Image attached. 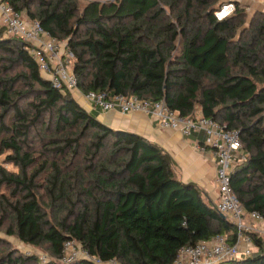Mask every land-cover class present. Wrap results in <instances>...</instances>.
<instances>
[{
	"label": "trees",
	"instance_id": "16d2710c",
	"mask_svg": "<svg viewBox=\"0 0 264 264\" xmlns=\"http://www.w3.org/2000/svg\"><path fill=\"white\" fill-rule=\"evenodd\" d=\"M2 1L64 41L82 93L163 100L181 116L237 129L246 160L232 170L230 187L246 211L264 217L263 10L244 27L248 5L239 0L222 20L214 16L219 0ZM30 45L0 31V60L9 63L0 66L21 68L13 76L0 70V154L18 169L0 165V227L9 214L7 233L46 246L54 258L48 264H62L67 239L103 263L120 264H172L182 246L220 234L235 241V225L204 190L177 178L163 148L109 127L72 92L54 87ZM43 176L46 206L38 195ZM254 241L252 256L221 264H264V242ZM33 259L10 252L1 264Z\"/></svg>",
	"mask_w": 264,
	"mask_h": 264
},
{
	"label": "built area",
	"instance_id": "2783aa9c",
	"mask_svg": "<svg viewBox=\"0 0 264 264\" xmlns=\"http://www.w3.org/2000/svg\"><path fill=\"white\" fill-rule=\"evenodd\" d=\"M234 10L235 4L229 0L215 10L214 16L217 20H222ZM0 22L8 35H17L31 44L29 54L41 74L54 87L66 88L72 94L79 93L92 109H99L101 112L114 110L122 114L140 112L154 118L160 128L175 130L185 136H203L202 142H196V148L201 153L210 150L216 160V208L235 225L236 238L230 243L227 235L220 234L208 241L182 246L172 264H221L228 260L247 258L257 252L254 238L264 242V217L256 210L246 211L230 187L232 170L246 160L237 129L227 128L224 124L201 115L181 116L163 100L152 101L122 94L107 97L104 92L94 91L82 93L71 68V53L62 52L59 41L45 32L37 20L26 18L8 2L0 0ZM81 258L103 264L78 242L67 239L63 244L60 262L73 264Z\"/></svg>",
	"mask_w": 264,
	"mask_h": 264
},
{
	"label": "crops",
	"instance_id": "0c3cea01",
	"mask_svg": "<svg viewBox=\"0 0 264 264\" xmlns=\"http://www.w3.org/2000/svg\"><path fill=\"white\" fill-rule=\"evenodd\" d=\"M239 1L264 11V0ZM74 94L79 97V101L77 100L79 104L87 111H91L92 114L95 112L97 116L94 115L102 123L112 128L137 133L159 145L171 156L174 172L178 179L183 182H193L205 192H213L216 199V160L210 150L201 153L196 148V142L203 139L202 135L185 136L175 130L160 128L154 118L140 112L129 114H122L114 110L101 112L99 109H92L79 93Z\"/></svg>",
	"mask_w": 264,
	"mask_h": 264
},
{
	"label": "rangeland",
	"instance_id": "374dc122",
	"mask_svg": "<svg viewBox=\"0 0 264 264\" xmlns=\"http://www.w3.org/2000/svg\"><path fill=\"white\" fill-rule=\"evenodd\" d=\"M221 2V4H223L224 2H227L229 0H219ZM79 2L82 5H85L87 3V0H79ZM220 3L215 4L216 7H219ZM262 11L261 8L257 9V8H253L251 7V5H248V8L246 9V22L244 23V27L248 26V21L252 18V16L255 14L256 11ZM23 15L25 16V14L23 13ZM26 17V16H25ZM0 31H1V35L2 36H9L6 32H5V27L3 26L2 22H0ZM239 35H242V30H239ZM60 46L62 47V52H67V50L64 48L65 47V43L64 41H59ZM0 58H2V55L0 54ZM0 64L8 65L9 63L6 61H2V59L0 60ZM0 70H2L3 75H11L13 76L15 73L19 72V70H21L20 67L18 66H14L13 68L9 69L8 71H3V68L0 66ZM17 88L22 89V84H17L16 85ZM73 96L76 100L79 101V97H77L74 93ZM21 104H25V100L21 101ZM94 114H96L94 112ZM199 115V114H198ZM97 116V114H96ZM32 145V144H31ZM38 148H40V151H44V146H42V144L40 146H38ZM42 158V157H41ZM80 159L77 158L76 161H78ZM38 162H41V160H38ZM0 165L4 166L7 170L12 171V172H17V167L14 166L11 163H8L6 161V153H2L0 154ZM44 176L42 177V179L39 180L38 184L40 185L38 187V195H39V199L40 201L44 204V206H46L49 203V197L46 195L45 190H46V183L43 180ZM1 193L4 194H8V191L2 190ZM206 196H208V198L211 199V201H213L214 203L216 202V199L214 198L213 192L208 193L206 192ZM79 207V206H78ZM76 207V208H78ZM54 214H57L56 212H53ZM66 213V210H63V213H61V216H63ZM3 211L0 209V217L2 216ZM58 216H60V214H57ZM12 221H11V217L9 214L5 215L2 219V226L0 227V264H1V260L3 258L6 257V255L10 252L14 253V256H18V255H22V256H34V259L26 264H48L51 260H54V258L49 254V252L47 251V247L46 246H42L40 248H35L32 246H27L25 244H22L14 235H11L9 233H7V229L10 228L12 229ZM43 257V258H42ZM103 264H120L116 261L112 262H107V263H103Z\"/></svg>",
	"mask_w": 264,
	"mask_h": 264
},
{
	"label": "water",
	"instance_id": "95a60500",
	"mask_svg": "<svg viewBox=\"0 0 264 264\" xmlns=\"http://www.w3.org/2000/svg\"><path fill=\"white\" fill-rule=\"evenodd\" d=\"M222 217H224V215L221 214ZM73 264H77V262L73 263Z\"/></svg>",
	"mask_w": 264,
	"mask_h": 264
}]
</instances>
